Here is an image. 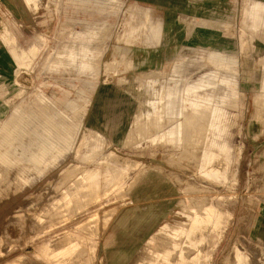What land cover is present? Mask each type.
Here are the masks:
<instances>
[{
    "label": "rangeland",
    "instance_id": "374dc122",
    "mask_svg": "<svg viewBox=\"0 0 264 264\" xmlns=\"http://www.w3.org/2000/svg\"><path fill=\"white\" fill-rule=\"evenodd\" d=\"M199 1L231 50L150 64L127 0H0V264H264V0ZM156 176L174 210L119 235Z\"/></svg>",
    "mask_w": 264,
    "mask_h": 264
},
{
    "label": "crops",
    "instance_id": "0c3cea01",
    "mask_svg": "<svg viewBox=\"0 0 264 264\" xmlns=\"http://www.w3.org/2000/svg\"><path fill=\"white\" fill-rule=\"evenodd\" d=\"M127 6L135 14L136 29L145 27V24L149 22L147 32L135 33L132 48L141 51V57L145 53L144 57L149 60L150 64L157 63L159 58L163 60L169 58L167 54L170 50H173L174 53L231 50V39L221 30L224 23L215 19L214 12H212L213 15L202 12L206 9L214 10V5L211 2L204 4L199 0H127ZM156 23L160 26L159 36L154 39ZM128 55L130 56V52L126 50L124 56L128 57ZM131 61L137 63L132 57ZM173 184L172 180H164L158 176L136 183L128 194L133 203L144 201L145 205L135 207L132 214L123 215L118 219L116 224L118 234L121 235L126 228L132 232L143 228L145 234H149L161 220H166L175 208L176 203L173 196L179 192ZM262 226V222L257 220L254 229ZM258 233L259 231L255 233L253 230L251 236L258 237ZM154 234L148 238L147 242ZM122 244L120 243V247L112 252L106 263L101 260L99 263L124 264L128 261L133 253L126 250ZM234 258V264H250L248 256L241 251H238Z\"/></svg>",
    "mask_w": 264,
    "mask_h": 264
},
{
    "label": "bare ground",
    "instance_id": "6f19581e",
    "mask_svg": "<svg viewBox=\"0 0 264 264\" xmlns=\"http://www.w3.org/2000/svg\"><path fill=\"white\" fill-rule=\"evenodd\" d=\"M195 118V117H194ZM200 118V117H199ZM198 118V119H199ZM192 120V119H191ZM194 120V119H193ZM205 121V120H204ZM201 122V121H200ZM163 125V124H162ZM162 128V127H161ZM198 130V129H197ZM157 132V131H156ZM205 134V133H204ZM186 156V155H185ZM181 158V157H180ZM6 172V171H5ZM3 173V172H2ZM19 174V173H18ZM11 175V174H10ZM20 176V175H19ZM8 180V179H7ZM6 182V181H5ZM12 183V182H11ZM10 183V184H11ZM264 183V182H263ZM190 185V184H189ZM4 186V185H3ZM194 187V186H193ZM189 188V187H188ZM2 189H4V188H2ZM10 189V188H9ZM264 190V189H263ZM7 191V190H6ZM76 191V190H75ZM8 192V191H7ZM50 196V195H49ZM82 197V196H81ZM203 197V196H202ZM82 198H84V197H82ZM81 201V200H80ZM49 203V202H48ZM42 205H43V203H42ZM203 206V205H202ZM43 210V209H42ZM36 214V213H35ZM78 215V214H77ZM24 216V215H23ZM49 216V215H48ZM27 220V219H26ZM30 221V220H29ZM257 224V223H256ZM29 226V225H28ZM31 228V227H30ZM40 230V229H39ZM257 236V235H256ZM258 237L259 238H261L262 240H264V231H260L259 233H258ZM163 238V237H162ZM158 240V239H157ZM260 243V242H259ZM263 243V242H262ZM261 244V243H260ZM154 245V244H153ZM247 245V244H246ZM161 246V245H160ZM166 247V246H165ZM204 248V247H203ZM146 250V249H145ZM155 250V249H154ZM258 250V249H257ZM255 253V252H254ZM255 256H256V253L254 254ZM260 255V254H259ZM254 256V257H255ZM145 257V256H144ZM257 257H259L258 255H257ZM251 260V259H250ZM256 260V259H255ZM262 260V259H261ZM254 261V260H253ZM252 261V262H253ZM257 261V260H256ZM256 264H260V263H257V262H255ZM250 264H254V263H250Z\"/></svg>",
    "mask_w": 264,
    "mask_h": 264
}]
</instances>
